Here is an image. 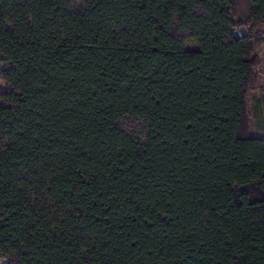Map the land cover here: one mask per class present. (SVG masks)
Here are the masks:
<instances>
[{
    "label": "trees",
    "instance_id": "16d2710c",
    "mask_svg": "<svg viewBox=\"0 0 264 264\" xmlns=\"http://www.w3.org/2000/svg\"><path fill=\"white\" fill-rule=\"evenodd\" d=\"M263 46L264 0H0V258L264 264Z\"/></svg>",
    "mask_w": 264,
    "mask_h": 264
},
{
    "label": "rangeland",
    "instance_id": "374dc122",
    "mask_svg": "<svg viewBox=\"0 0 264 264\" xmlns=\"http://www.w3.org/2000/svg\"><path fill=\"white\" fill-rule=\"evenodd\" d=\"M242 31L245 28L241 29ZM259 55L262 58V64L258 70L259 72V85L256 89L252 90L248 97V106H249V115L251 117V129L253 135L256 136L257 132L261 128V125L264 127V112L260 115L255 111L256 99L258 96H264V46L259 50ZM264 108V106H263ZM264 131V129H263ZM264 134V133H263ZM7 260L3 257L0 258V264H5Z\"/></svg>",
    "mask_w": 264,
    "mask_h": 264
},
{
    "label": "crops",
    "instance_id": "0c3cea01",
    "mask_svg": "<svg viewBox=\"0 0 264 264\" xmlns=\"http://www.w3.org/2000/svg\"><path fill=\"white\" fill-rule=\"evenodd\" d=\"M255 111L257 112L258 115L262 114L264 112V96H258L256 99V105H255ZM264 127L261 125V128L259 129V131L257 132L256 136H261L263 135L264 131H263Z\"/></svg>",
    "mask_w": 264,
    "mask_h": 264
},
{
    "label": "built area",
    "instance_id": "2783aa9c",
    "mask_svg": "<svg viewBox=\"0 0 264 264\" xmlns=\"http://www.w3.org/2000/svg\"><path fill=\"white\" fill-rule=\"evenodd\" d=\"M234 32H237V33L241 34V31L238 30V29H234Z\"/></svg>",
    "mask_w": 264,
    "mask_h": 264
}]
</instances>
